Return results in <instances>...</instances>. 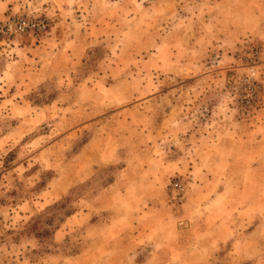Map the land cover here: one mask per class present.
Instances as JSON below:
<instances>
[{"label": "rangeland", "instance_id": "374dc122", "mask_svg": "<svg viewBox=\"0 0 264 264\" xmlns=\"http://www.w3.org/2000/svg\"><path fill=\"white\" fill-rule=\"evenodd\" d=\"M0 264H264V0H0Z\"/></svg>", "mask_w": 264, "mask_h": 264}, {"label": "crops", "instance_id": "0c3cea01", "mask_svg": "<svg viewBox=\"0 0 264 264\" xmlns=\"http://www.w3.org/2000/svg\"><path fill=\"white\" fill-rule=\"evenodd\" d=\"M155 244H158V245L163 246L165 248L166 247L168 248V246L170 245L168 242L160 243V242H157V241H155ZM176 244H178V243H176ZM149 257L150 256H148V259H150ZM157 259H158V261H162V262H165V263H167L168 261L169 262L171 261L170 258L169 259L167 258V255H161V254L157 255Z\"/></svg>", "mask_w": 264, "mask_h": 264}, {"label": "built area", "instance_id": "2783aa9c", "mask_svg": "<svg viewBox=\"0 0 264 264\" xmlns=\"http://www.w3.org/2000/svg\"><path fill=\"white\" fill-rule=\"evenodd\" d=\"M176 186H177V184H176Z\"/></svg>", "mask_w": 264, "mask_h": 264}]
</instances>
